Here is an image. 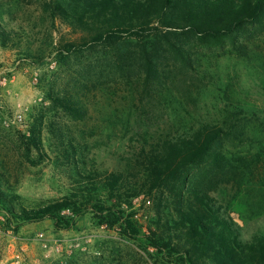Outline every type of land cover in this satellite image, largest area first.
I'll return each mask as SVG.
<instances>
[{
  "label": "trees",
  "instance_id": "obj_1",
  "mask_svg": "<svg viewBox=\"0 0 264 264\" xmlns=\"http://www.w3.org/2000/svg\"><path fill=\"white\" fill-rule=\"evenodd\" d=\"M42 7L53 23L61 21L79 35L57 48L64 76L48 89L54 111L74 121L89 118L93 97L110 81L123 80L147 94L159 82L177 89L184 75L197 71L199 46L230 38L237 43L248 27L264 26V0H42ZM24 37L12 23L0 22L4 45L20 44ZM57 124L48 131L60 159L77 172L72 192L29 209L9 191L0 169V206L8 229L17 233L24 224L44 220L72 229L90 213L99 226L139 241L144 226L133 202L143 198L154 205L150 234L143 238L157 262L264 264V232L245 239L218 188L226 165L214 151L230 134L227 123H203L164 136L142 148L128 169L111 172H84L85 152L72 130ZM43 130L37 123L29 137L22 136L26 153L43 151Z\"/></svg>",
  "mask_w": 264,
  "mask_h": 264
},
{
  "label": "rangeland",
  "instance_id": "obj_2",
  "mask_svg": "<svg viewBox=\"0 0 264 264\" xmlns=\"http://www.w3.org/2000/svg\"><path fill=\"white\" fill-rule=\"evenodd\" d=\"M0 22L25 34L15 46L0 41V169L20 204L36 208L72 192L77 172L60 159L48 131L53 122L77 138L86 154L87 164H80L84 172L126 170L142 148L164 136L203 123H227L230 134L214 151L222 153L226 165L218 188L245 239L264 232V26L248 27L237 43L230 38L199 46L197 71L184 75L177 89L159 82L147 94L123 80L110 81L93 97L89 118L74 121L54 111L48 89L64 76L57 48L79 35L61 21L53 23L42 0H0ZM20 113L21 125L4 123ZM41 122L44 149L28 154L22 136L29 137L30 128ZM133 206L143 236L150 234L152 201L137 199ZM3 219L7 215L0 206V264H14L18 253L19 264H166L152 257L143 236L122 239L90 213L64 230L44 220L24 224L16 233ZM42 233L53 239L51 250L37 240Z\"/></svg>",
  "mask_w": 264,
  "mask_h": 264
},
{
  "label": "built area",
  "instance_id": "obj_3",
  "mask_svg": "<svg viewBox=\"0 0 264 264\" xmlns=\"http://www.w3.org/2000/svg\"><path fill=\"white\" fill-rule=\"evenodd\" d=\"M1 86L3 85V83L0 84ZM24 122V117L23 114H17L14 116L13 120L10 121H4V123L7 126H12V125H21ZM3 221H5V219H3ZM37 240L39 241V243L43 246L44 249L47 250H51L53 248V239L48 238L47 236H45V234H39ZM55 244H57V241H55ZM14 259H16V262L14 264H19L20 260L22 259L21 254L18 253L15 255Z\"/></svg>",
  "mask_w": 264,
  "mask_h": 264
}]
</instances>
